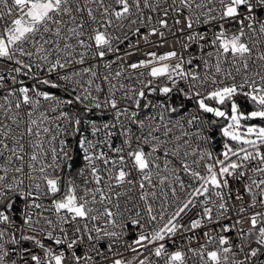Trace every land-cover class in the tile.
I'll return each mask as SVG.
<instances>
[{
    "label": "snow or ice",
    "instance_id": "snow-or-ice-1",
    "mask_svg": "<svg viewBox=\"0 0 264 264\" xmlns=\"http://www.w3.org/2000/svg\"><path fill=\"white\" fill-rule=\"evenodd\" d=\"M0 264H264V0H0Z\"/></svg>",
    "mask_w": 264,
    "mask_h": 264
}]
</instances>
